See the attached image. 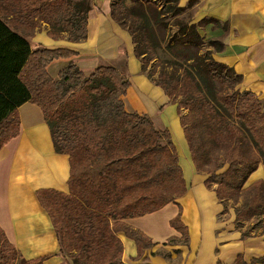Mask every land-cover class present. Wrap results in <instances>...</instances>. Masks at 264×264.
Masks as SVG:
<instances>
[{
    "label": "trees",
    "instance_id": "trees-1",
    "mask_svg": "<svg viewBox=\"0 0 264 264\" xmlns=\"http://www.w3.org/2000/svg\"><path fill=\"white\" fill-rule=\"evenodd\" d=\"M90 8L89 0H0V148L18 135V107L27 102L38 105L55 151L69 159L70 196L37 193L60 242V254L69 257L70 264H124L118 233L132 239L139 254L152 245L124 220L174 203L186 187L170 133L156 130L146 115L124 110L122 97L129 87L125 75L100 66L86 76L70 63L53 80L46 71L48 64L75 53L32 49L27 40L41 24L47 25L52 39L85 40ZM128 16L124 0L111 3L112 19L128 31L140 60L145 52L134 28L126 25ZM18 26L22 32L15 29ZM196 27L192 25L199 36ZM212 46L215 52L222 49L216 41ZM194 62L186 67L173 63V69L152 83L176 105L192 163L206 175L204 184L215 192L221 215L233 210L241 239L264 236V181L245 187L264 163V99L237 89L241 77L212 57L199 66ZM202 75L222 85L213 96L218 105H212L202 90ZM182 109L186 115L180 114ZM69 140L73 146L66 149ZM60 141L63 147H58ZM51 195L62 197V208L49 204ZM170 225L186 238L178 217ZM6 250L14 253L0 230V260L8 259ZM234 264L246 263L238 256ZM251 264H264V255Z\"/></svg>",
    "mask_w": 264,
    "mask_h": 264
},
{
    "label": "crops",
    "instance_id": "crops-1",
    "mask_svg": "<svg viewBox=\"0 0 264 264\" xmlns=\"http://www.w3.org/2000/svg\"><path fill=\"white\" fill-rule=\"evenodd\" d=\"M86 39L77 43L52 39L47 27L34 32L32 49H65L75 53L50 62L48 75L58 79L61 70L75 64L86 76L100 66L124 67L129 87L122 97L127 113L146 115L157 129L167 130L176 149L186 190L174 203L124 224L152 245L138 252L136 243L123 232L124 264H234L241 256L246 264L264 255V236L241 239L234 212L221 215L215 192L196 171L175 104L141 71L128 31L111 17V0H89ZM190 4L196 24L207 21L208 38L222 44L213 59L241 77L239 89L264 99V0H178ZM217 25V26H215ZM18 135L0 148V230L17 260L12 264H70L60 254V242L48 213L37 198L39 191L66 194L70 173L67 155L54 149L50 128L41 108L22 104L15 114ZM264 181V166L252 173L246 186ZM179 218L186 238L171 227Z\"/></svg>",
    "mask_w": 264,
    "mask_h": 264
},
{
    "label": "rangeland",
    "instance_id": "rangeland-1",
    "mask_svg": "<svg viewBox=\"0 0 264 264\" xmlns=\"http://www.w3.org/2000/svg\"><path fill=\"white\" fill-rule=\"evenodd\" d=\"M115 1L111 0V3ZM124 4L129 9V14L131 15V17L128 16L126 18V25H131L134 28V37L137 39L138 46L141 51L145 52L140 58V61L143 63V74L151 82L157 81L163 72H169L173 69V63L186 67L195 61L194 63L199 66L202 61L210 59L211 57L213 58V39L208 38L204 30L207 21L201 22L199 25L197 24L195 29L199 36L195 34L194 28H192V25L196 24L192 9L193 4L182 7L177 0H135V2L124 0ZM40 26V30L42 27H47L46 24H41ZM15 29L22 32L20 26H18V29ZM111 67L118 69L124 75L123 65L121 68H117L116 66ZM202 76L199 80L202 90L207 99L212 101V105H218L214 101L213 96L222 91V85L208 75ZM236 88L239 89L238 86ZM180 114L186 115L187 111L182 109L180 110ZM228 119L233 123L239 124L230 116H228ZM155 129L162 131L161 129ZM62 144L60 141L58 147H63ZM72 146L73 142L69 140V148L66 149H70ZM261 165L264 166V163ZM224 170L225 168L218 173ZM68 196H70L69 190L63 197L68 198ZM61 198L60 196L51 195L48 198L50 200L49 204L53 203L60 209L62 208L61 204L63 205V199ZM223 217L225 218L226 215H223ZM247 226L248 224L245 223L244 228ZM5 253L8 259L0 260V264H12L17 260L16 255L11 250H6ZM66 259L69 263L72 262L67 256Z\"/></svg>",
    "mask_w": 264,
    "mask_h": 264
}]
</instances>
